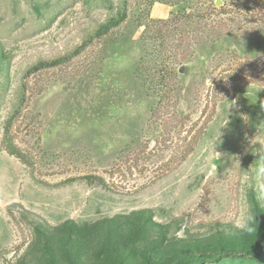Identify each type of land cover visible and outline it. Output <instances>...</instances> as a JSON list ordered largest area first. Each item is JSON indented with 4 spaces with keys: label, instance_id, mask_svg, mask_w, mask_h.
Returning a JSON list of instances; mask_svg holds the SVG:
<instances>
[{
    "label": "rangeland",
    "instance_id": "1",
    "mask_svg": "<svg viewBox=\"0 0 264 264\" xmlns=\"http://www.w3.org/2000/svg\"><path fill=\"white\" fill-rule=\"evenodd\" d=\"M216 1L0 0V264H264V16Z\"/></svg>",
    "mask_w": 264,
    "mask_h": 264
},
{
    "label": "trees",
    "instance_id": "2",
    "mask_svg": "<svg viewBox=\"0 0 264 264\" xmlns=\"http://www.w3.org/2000/svg\"><path fill=\"white\" fill-rule=\"evenodd\" d=\"M242 2H244L247 5L255 6L257 8V11H258L256 13L257 17L264 16V0H243ZM259 9L262 10V13L261 12L259 13ZM125 17H126L125 10L121 9L120 11L116 12L114 15L110 16L104 23H102L95 30V32L92 35V37H94V36L97 37V36H101V35L106 34L110 29H112V28L116 27L117 25H119L125 19ZM55 62H50L49 64L55 63ZM41 65H45V63H42Z\"/></svg>",
    "mask_w": 264,
    "mask_h": 264
},
{
    "label": "clouds",
    "instance_id": "3",
    "mask_svg": "<svg viewBox=\"0 0 264 264\" xmlns=\"http://www.w3.org/2000/svg\"><path fill=\"white\" fill-rule=\"evenodd\" d=\"M210 83H211V81H210ZM211 84H212V83H211ZM261 107L264 108V101L261 102ZM260 172H264V167H262V168L260 169ZM242 227H243L245 230L249 231V232L252 231V228H251L247 223H245Z\"/></svg>",
    "mask_w": 264,
    "mask_h": 264
},
{
    "label": "water",
    "instance_id": "4",
    "mask_svg": "<svg viewBox=\"0 0 264 264\" xmlns=\"http://www.w3.org/2000/svg\"><path fill=\"white\" fill-rule=\"evenodd\" d=\"M216 4H219V0L216 1Z\"/></svg>",
    "mask_w": 264,
    "mask_h": 264
},
{
    "label": "crops",
    "instance_id": "5",
    "mask_svg": "<svg viewBox=\"0 0 264 264\" xmlns=\"http://www.w3.org/2000/svg\"><path fill=\"white\" fill-rule=\"evenodd\" d=\"M166 13H168V11L166 10Z\"/></svg>",
    "mask_w": 264,
    "mask_h": 264
}]
</instances>
